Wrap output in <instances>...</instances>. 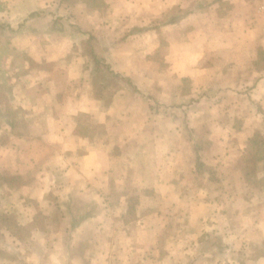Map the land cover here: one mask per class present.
<instances>
[{"label":"crops","instance_id":"crops-1","mask_svg":"<svg viewBox=\"0 0 264 264\" xmlns=\"http://www.w3.org/2000/svg\"><path fill=\"white\" fill-rule=\"evenodd\" d=\"M0 57V264H264V0H0Z\"/></svg>","mask_w":264,"mask_h":264},{"label":"trees","instance_id":"trees-1","mask_svg":"<svg viewBox=\"0 0 264 264\" xmlns=\"http://www.w3.org/2000/svg\"><path fill=\"white\" fill-rule=\"evenodd\" d=\"M92 2L97 6L101 5V0H92ZM177 18H178V16H174L171 18L170 21L174 22ZM145 29L147 30L148 28H145ZM93 62L95 64L98 72L104 71L105 69H107L108 71H111L109 66L105 63V61L102 58L97 57L96 55H93ZM113 74H115V73H113ZM87 127L88 126H84L82 128L79 127L78 133L81 136L89 137L91 140H93L95 137H97L98 133L103 132V130H100L97 132L95 126H90L91 127V133H89V132H87V130H88ZM263 159H264V135L261 132H256L254 134V136L249 139L248 153H247V156L245 158V161H247V163H246L247 167L250 168L251 165L252 166L256 165L257 162H259ZM197 170L198 171L203 170V164L201 163L199 158H197ZM133 202H134V200H133Z\"/></svg>","mask_w":264,"mask_h":264},{"label":"rangeland","instance_id":"rangeland-1","mask_svg":"<svg viewBox=\"0 0 264 264\" xmlns=\"http://www.w3.org/2000/svg\"><path fill=\"white\" fill-rule=\"evenodd\" d=\"M1 58V57H0ZM0 60H2L3 62H4V64L5 65H8L9 63H8V60H9V58L8 57H3V58H1ZM259 60H260V62L261 61H263V57L262 56H259ZM3 62H2V64H3ZM0 65H1V63H0ZM261 66L263 65V62L260 64ZM4 75V74H3ZM103 74H101V77L102 78H104L105 79V77H103L102 76ZM3 77H5V75L3 76ZM117 78V79H116ZM119 79V77H117L115 74H112L111 73V75H108L107 74V78L104 80V82H106V83H109V84H111L110 85V87H112V85L114 86H117V80ZM5 80H3V81H1V83L2 84H6V83H3ZM185 86H188L187 85V82L186 83H183ZM4 88V87H3ZM4 90H5V88H4ZM111 90H113V87L111 88ZM3 94H5V91H3L2 92ZM89 118H87V116H81V124H85V126H88L87 127V132H89V133H91V123L89 124L88 122H89ZM96 127V131L98 132V131H100L101 129L98 127V126H95ZM115 153H117V152H115ZM115 153H114V158L115 159H118V157L115 155ZM69 155H71V157L73 158V154H71V152L70 153H65V157H66V159H68V157L67 156H69ZM259 167L257 166V165H251V167L248 169V173L250 174V176L251 177H249V178H255V173H256V171H257V169H258ZM259 170H260V168H259ZM263 179H257L256 180V178H255V180H252L251 179V182H250V186H251V188L250 189H254V191L253 192H255V191H257L258 189H264V177H262ZM3 219H5V218H3ZM53 219H58V216L57 215H55L54 217H53ZM7 222V221H6ZM175 230H178L179 228H178V226L177 225H175V228H174ZM166 234L165 235H163V236H161L162 237V239H161V241L162 242H164V238H166V237H169V236H171L172 237V235L174 234V231L173 230H171V231H168L167 230V232H165ZM175 235L177 236L178 235V233L176 234V232H175ZM179 239L181 238V237H183L184 236V234H179ZM186 236V235H185ZM178 239V238H177ZM197 250H194V251H192V253H190L189 255H186V256H184L185 257V259H186V257L188 258V256H190V258L189 259H192V258H194L195 260L196 259H198L199 257H200V255L201 254H203L202 252H205V256L206 255H215V253H213V250H200V249H198V248H196ZM184 251L185 252H190L189 250H181V252L179 251V252H177L178 253V255H180L181 257L180 258H183V253H184ZM183 252V253H182Z\"/></svg>","mask_w":264,"mask_h":264}]
</instances>
